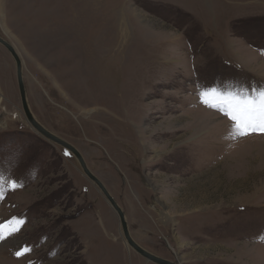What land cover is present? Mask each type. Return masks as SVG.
Returning <instances> with one entry per match:
<instances>
[{"label":"rangeland","instance_id":"obj_1","mask_svg":"<svg viewBox=\"0 0 264 264\" xmlns=\"http://www.w3.org/2000/svg\"><path fill=\"white\" fill-rule=\"evenodd\" d=\"M0 35L36 119L81 152L142 247L264 264V133L235 134L200 96L264 88V0H0ZM0 176V264H156L75 156L32 128L2 44Z\"/></svg>","mask_w":264,"mask_h":264},{"label":"snow or ice","instance_id":"obj_2","mask_svg":"<svg viewBox=\"0 0 264 264\" xmlns=\"http://www.w3.org/2000/svg\"><path fill=\"white\" fill-rule=\"evenodd\" d=\"M202 102L209 107L216 108L224 115L228 116L233 121L234 132L240 136H246L251 133H264V88L259 89H245L243 94L227 93L222 94L215 88L205 89L200 92ZM4 178L0 176V182ZM12 190L22 185L17 184L16 181H8ZM4 195L0 190V198ZM11 223L23 225L24 221L18 217H14ZM14 231H19V227ZM13 232L9 231L8 235ZM4 225L0 224V241L5 239ZM31 249L24 247L16 252L18 257L30 252Z\"/></svg>","mask_w":264,"mask_h":264},{"label":"water","instance_id":"obj_3","mask_svg":"<svg viewBox=\"0 0 264 264\" xmlns=\"http://www.w3.org/2000/svg\"><path fill=\"white\" fill-rule=\"evenodd\" d=\"M0 44H2L4 47L7 48V50L11 53L12 57L14 58L16 62L17 67V79H18V85L19 90L21 94L22 99V106L24 109L25 114L27 115V119L29 122H31L34 126V129L37 130L38 133H40L44 138H46L49 142L52 139L53 141L57 142L59 145L63 146L67 150H69L75 158L79 161L84 173L90 180L96 184L101 191L104 193V195L109 200V203L113 207V209L118 214L121 225L123 227L124 237L127 243L132 247L135 251H137L140 255L145 257L148 261L156 263V264H182L180 260H168L165 258H162L144 247H142L131 235L129 230V225L125 217L124 210L119 206L118 202L115 200V198L111 195V193L108 191L107 187L104 185V183L90 170L89 166L87 165V162L85 161L83 155L81 152L72 144L67 142L65 139L60 138L56 134L52 133L49 129H47L45 126L41 125L38 121H36L33 117V114L31 113L29 109V100H28V93L26 91V85L24 81V75H23V64L22 59L15 50L12 43H10L8 40L3 38L0 35ZM33 121V122H32Z\"/></svg>","mask_w":264,"mask_h":264},{"label":"bare ground","instance_id":"obj_4","mask_svg":"<svg viewBox=\"0 0 264 264\" xmlns=\"http://www.w3.org/2000/svg\"><path fill=\"white\" fill-rule=\"evenodd\" d=\"M14 46V45H13ZM14 48H15V46H14ZM15 50L17 51V49L15 48ZM17 53L19 54V52L17 51ZM19 56H20V54H19ZM21 57V56H20ZM29 109H30V111H31V113L33 114V112H32V110H31V108H30V103H29ZM212 114V113H211ZM208 115H210V114H208ZM27 116V115H26ZM33 117H34V119L36 120V121H38L37 119H36V117H35V115L33 114ZM33 122V121H32ZM39 122V121H38ZM31 125H32V128L34 129V126H33V124L31 123V122H29ZM35 130V129H34ZM36 132H37V130H35ZM53 133V132H52ZM49 140V139H48ZM51 142H53V143H56V144H58L57 142H55V141H53L52 139L50 140ZM96 185V184H95ZM101 190V189H100ZM109 191V190H108ZM103 193V192H102ZM104 194V193H103ZM105 196V195H104ZM113 196V195H112ZM106 197V196H105ZM106 199H107V197H106ZM107 201L109 202V200L107 199ZM117 201V200H116ZM118 202V201H117ZM110 204V203H109ZM118 204H119V206L121 207V204L118 202ZM112 207V206H111ZM122 208V207H121ZM123 209V208H122ZM125 212V211H124ZM125 217H126V213H125ZM126 220H127V218H126ZM129 225V224H128ZM122 230H123V227H122ZM130 230V229H129ZM131 233V232H130ZM123 234H124V232H123ZM124 236V235H123ZM133 237V236H132ZM134 238V237H133ZM124 240H125V237H124ZM126 241V240H125ZM127 242V241H126ZM128 244V243H127ZM129 245V244H128ZM130 246V245H129ZM132 248V247H131Z\"/></svg>","mask_w":264,"mask_h":264},{"label":"crops","instance_id":"obj_5","mask_svg":"<svg viewBox=\"0 0 264 264\" xmlns=\"http://www.w3.org/2000/svg\"><path fill=\"white\" fill-rule=\"evenodd\" d=\"M120 246H122L123 250L124 248H126V251L128 250L126 247V244L124 243V240L120 241V243H118ZM128 252V251H127Z\"/></svg>","mask_w":264,"mask_h":264}]
</instances>
